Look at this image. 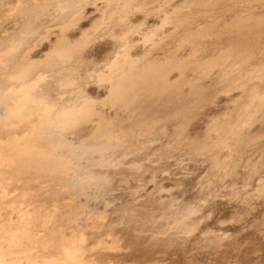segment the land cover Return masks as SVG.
<instances>
[{
    "label": "rangeland",
    "instance_id": "rangeland-1",
    "mask_svg": "<svg viewBox=\"0 0 264 264\" xmlns=\"http://www.w3.org/2000/svg\"><path fill=\"white\" fill-rule=\"evenodd\" d=\"M183 1L144 0L146 4L142 6L124 4L125 7H122L120 4L119 9L115 4L117 2L107 4L105 0H0V46L3 45L0 47V120L9 118L11 107L7 105V98L14 102L21 100L19 88L7 85L1 78V67H11L25 56L33 61H43L51 45L62 34L75 40L82 31L90 32L88 38L91 41L86 42L85 48H88L84 51L87 53L90 50L92 54L84 55L89 56L88 61L93 68L101 67L102 57L117 50L116 39L123 35L126 37L121 41L124 47L117 48L123 50L127 45L131 46V49L127 48L131 55L148 54L159 58L170 51L174 59H186L183 55L193 58L198 44L208 42V39L196 40H200L197 48L194 41H188L184 35L189 27L184 25L178 30L173 24L166 25L168 19L165 17H169L176 4L178 6ZM218 2L221 3L219 7L216 6L218 9H205L200 15H190L193 31L200 30L199 27L209 22L214 24L223 17V20L219 19L220 23H216L217 26L212 24L218 30L239 15L238 11L241 14L246 11L247 14L250 6V11L256 10L254 7L259 11L264 6V0L261 3H258L260 0ZM126 6L130 8L127 10ZM79 13L82 18L78 16ZM204 14L218 18L208 22L210 18L203 19ZM68 21L72 25H66ZM97 21L99 25L94 26ZM262 40L264 42V36ZM191 49L195 51L192 53ZM200 55L204 61L206 54L200 53L193 61L200 60ZM179 56L183 58L179 59ZM83 57L78 56L79 66L82 65L78 69L85 64L81 59ZM218 68H209L215 70L211 73L204 68L208 72L195 74L192 71L187 75L192 77L195 74L193 77L202 80L207 77L204 82L214 84L221 75L222 68ZM178 75L176 71L172 78L176 79ZM94 77L90 78L86 90L90 97L98 100L106 95V82ZM44 81H48V78ZM224 91L219 92L221 94L217 97H208L212 99L197 108L185 131L186 136L205 135L207 130V134L211 133L213 129L211 132L209 129L213 128L212 124L215 125V119L234 109L231 100L237 98L239 93L229 96V92H225V95ZM30 92L31 96L22 101L36 115L30 119L25 117V122L7 118V123L12 133L26 140V146L36 147L38 153L26 154L30 168L8 187L4 201L16 203L15 208L41 206L45 212L55 211L67 236L84 233L91 238L90 243L102 242L109 248L104 251L105 256L110 257L105 264H264V192L261 191L264 183V137L261 144L250 145L238 155L232 150L233 142L218 139L215 133L212 140L217 149L215 155L223 167L217 169L213 167L208 153L196 151L189 141L178 137L181 132L178 127L163 122V125L153 129H135L134 121L122 106L99 103L98 108L110 120V126L97 139L86 137L89 132L80 134L63 126L54 120L52 113L46 116V124L40 129L38 125L41 121L37 118L42 116L46 106L56 112L59 109L58 101L63 102L67 97L72 101L70 99L75 97L57 90L52 98L43 99L37 97L42 92L39 88ZM61 92L65 95L61 96ZM260 111L255 113L257 115L249 122L245 132H264V108ZM3 136L5 134H0V148L9 144L7 136ZM34 157L36 160L33 162ZM234 163L238 168L232 167L234 171H226ZM15 165L9 170L14 169ZM254 165H258L257 172ZM24 188L25 193L31 194L28 197L23 195L25 201L31 197L33 200L30 203L27 200L23 205L19 203V198L23 200L21 193ZM2 189L0 185V193ZM3 211L0 212L1 216V213L5 214ZM133 238L157 243L158 249L152 255L138 258L130 246V239Z\"/></svg>",
    "mask_w": 264,
    "mask_h": 264
},
{
    "label": "bare ground",
    "instance_id": "bare-ground-1",
    "mask_svg": "<svg viewBox=\"0 0 264 264\" xmlns=\"http://www.w3.org/2000/svg\"><path fill=\"white\" fill-rule=\"evenodd\" d=\"M114 1L117 2L115 4H117L118 7L120 4L122 7L124 4L130 7L133 5L135 7V5L142 6L145 3L144 0H105V2H109V4H113ZM124 1L126 3H124ZM218 1L220 0H184L178 6L176 4V7H174L175 9L173 8L174 10H172L173 13L170 12L171 15L169 17L167 16L168 14L166 15L167 17H165L168 19L166 25L173 24L177 29L184 25L189 27L184 31V35L187 37V40L192 39L191 41H194V44H196L195 47L200 41L197 42L196 40L205 38L207 41L208 39V42H203V44H201V41L200 44H198V50L195 51L191 49V52L195 51L194 53L192 52L193 58H196V55L198 57V53L206 54L203 56L205 57L204 61H202L203 59L200 55V60L202 62H199L200 60L195 61L196 59L193 61V58L189 55H183L186 58L184 60L174 59V57L169 54L170 51L168 52L169 55L166 53L167 55L164 57V53L162 54L163 56H159V58L148 54L131 55L128 52L129 50H127L128 47L131 49V46L127 45L126 49L123 48V50H120L121 47H124V44L121 45L123 43L121 41L126 38L123 35L121 37L118 36L119 39L117 36L114 37L115 39L117 38L115 46L117 50L107 57L103 56L105 58L101 56L103 59V61H101L102 66L99 64L101 67L93 68L91 66L92 64L88 61L90 59L89 56H85L89 52L92 54L89 49L87 53L84 51L88 48L87 46L85 48L86 42L91 41V38H88L90 37L88 36L90 32L85 30L82 31L80 37L75 40L63 34L60 35L56 42L51 45V48L49 47L50 51L48 50L43 61H33L31 58L25 56L17 64L13 66L10 65L11 67L7 66L9 67L8 69L5 66L1 67L3 69H1V78L7 85L19 88L17 90H19V97H21V100H15V102L17 101L16 103L13 100L12 102L11 99H9L10 97L7 98V105L11 107L9 109V118H7L9 120L11 118L20 119V122H25V117L30 119L36 115L32 111H29V109L25 107L26 103L22 101L26 97L31 96V90L37 88L42 90L37 97L43 99L52 98V95H54L53 92H57V90L63 92L69 90L66 93H69L72 95V98L73 96L75 98L70 99L72 101H69V97L63 102L61 100L60 102L58 101L59 109L56 110V112L46 106V110L43 112L42 116L37 118V120L41 121L38 128L43 129L46 124V116L52 113L54 120L62 123L63 126L71 128L80 134L89 132L86 137L89 139H97L103 134V131L110 126V120L107 119L98 108L99 103L108 106H122L124 107V112H127L130 119L134 121L135 129L147 130L150 127L156 128L158 125L161 126L163 122L171 123L169 126L173 125L174 127H178L181 131L180 136L177 135L179 138H184L189 141L192 148L196 151L208 153L214 168H223L222 163L215 155L217 149H215V143L212 141L215 139V133H217L216 136H219H217L218 139H227L233 142L234 146L232 150L238 153V155L250 145L261 144L260 141L264 137V132H258L257 134H250L248 130V133L245 132V130L248 129L247 125L249 122L257 115H255V113H261L260 110L264 108V42L262 40V36H264V6H262L259 11L257 7H254L257 11L254 9L250 11V6V8L248 7L250 10L247 8V14H245L246 11L244 14L238 11L239 15H235V17L233 15L234 18L232 17L233 19H231L230 23L227 21V24L225 23L226 25L223 26V28L218 26L220 28L218 29L217 27L218 30H215L216 28L214 26H217L216 23H220L223 17L211 18L204 14L203 16H206L203 17V19L206 17L210 18L208 22L212 19L217 20V18L218 21L215 22L213 20L215 25L213 22H209L211 25L206 22L207 24L204 27L202 25H205V22H202V27H199L201 29L197 30L194 28L196 30L193 31V26H190V15H200L205 9L214 10L216 6L219 7L221 4H219ZM254 1L257 2L258 0ZM258 3H261V0ZM129 8L127 7V10ZM125 9L121 8V10ZM233 12H235V10ZM205 13H207V11H205ZM209 13H213V11ZM80 14L81 13H79L78 16L82 18ZM71 19L70 22L72 21ZM75 21H77V19H75ZM70 22L68 21L66 25H68V23L72 25ZM98 22L99 21H97L94 26L99 25ZM75 23L78 24V22ZM171 34L174 33L172 32ZM126 36H128L127 33ZM181 36L183 41H185L186 38H183V34ZM205 40L203 39V41ZM195 41L197 43H195ZM1 46L3 47V45ZM119 46L121 47L117 48ZM171 54L174 53L171 52ZM81 55L84 56L81 59L85 64L81 69H78L77 67L82 66H79L80 61H78V56ZM178 58L180 59L183 57L179 56ZM187 58L189 59L187 60ZM217 67H219L218 69L222 68L220 71L221 75L218 78L219 80L216 79L218 82L216 81L214 84L205 83L204 80L207 77H204L205 79L202 77L203 80L200 77H193L196 73L208 72L209 68L212 70L214 68L217 69ZM204 68H208L206 69L207 71H205ZM80 70H83V72ZM211 70L209 69V72ZM176 71H178L180 75H178V78L174 79L172 75ZM192 71L195 74H193L192 77L188 76V72L192 73ZM219 73L217 74L219 75ZM208 75L209 73L207 76ZM92 76H96L100 81L103 79V81L106 82V88L104 87L105 83L103 84L104 90L106 89L104 98L96 100L89 96L90 94H88L86 88ZM45 78H48V81H44ZM98 78L94 77L95 80H99ZM221 85L222 88L219 89ZM224 89L226 90L224 91ZM223 91L224 93L229 92V96L234 93H239L237 98H232L231 100L234 109H232L230 113L226 111L227 114L224 113L226 115L223 114V117L217 118L219 120L215 119L216 123L213 120L216 126L212 124L213 128L208 127L210 128L209 132L213 129L211 133L207 134V130V133L204 132L205 135H200L199 133L194 137L186 136L190 120L192 121V118H194L197 108H200L202 103L206 100L209 101L212 99L208 97L214 95L217 97L218 94H221L219 92ZM63 92H61V96L65 95ZM225 95L227 94L225 93ZM22 103L23 105L21 106L20 104ZM7 118L5 120H0V134H5L9 141L7 147L2 146V148H0L1 166H5L2 170V167H0V185H2L4 189L1 191V193H3H0V212L2 209L4 210L3 212H5V214L1 213L3 216L0 215V264H105L106 261H109L107 258H110L105 256L106 249L109 250V248L102 242L91 241L90 243L89 240L91 238L87 237L88 235L84 233L70 237L67 236L62 231V225L60 226L55 211L45 212L42 210L41 206H34L33 209H27L21 206L15 208L14 205L16 203L13 204L14 202L9 203L8 201L6 202V200L4 201L6 198V191L9 190L8 187L17 181L18 176L24 172V174H26L28 168H30L26 154L34 153L33 155H37L38 153L36 147L26 146V140L24 141L15 135V133H12L11 128L8 126ZM26 126H29V124H26ZM83 136H85V134ZM33 159L34 162L36 158L34 157ZM14 164L18 166L15 165L16 167L14 166V169L11 168L10 170L12 171H10L9 167ZM232 167L238 168V165L234 163L231 169L227 168L228 170L226 171L232 170ZM253 167L257 172L258 165H254ZM22 190L21 195L23 200L19 198V200H21L19 203L24 205L27 200L30 203L33 198L29 197L30 200L27 199L25 201L26 198L24 197H28V195L31 196V194L25 193V188ZM261 191L264 192V183ZM21 195L19 197H21ZM17 200L18 199H16V201ZM12 205L15 208L14 210ZM14 213H17L16 216L13 215ZM130 246L135 252L134 255L138 258L152 255V253L158 249L157 243L147 242L142 238L130 239ZM113 247H117V245Z\"/></svg>",
    "mask_w": 264,
    "mask_h": 264
}]
</instances>
